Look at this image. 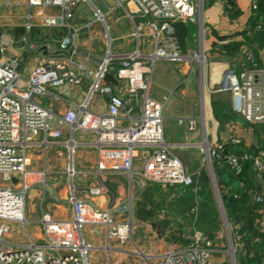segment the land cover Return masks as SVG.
Returning a JSON list of instances; mask_svg holds the SVG:
<instances>
[{
    "label": "built area",
    "instance_id": "1",
    "mask_svg": "<svg viewBox=\"0 0 264 264\" xmlns=\"http://www.w3.org/2000/svg\"><path fill=\"white\" fill-rule=\"evenodd\" d=\"M95 1L3 0V7H23L24 12L21 16H0V264H89L92 247L80 237L84 225L102 226L106 241L119 245L129 236L127 224L114 222L109 210L102 211L92 202L77 197L72 159L79 143L93 147L95 171L100 175L123 174L129 180L134 161H139L138 175L143 181L168 186L191 185L173 146L163 139L162 103L150 99L146 91L154 61L182 63L191 59L180 52L174 24H193L200 14L201 0L195 4L192 0H108V5L107 0H98L105 8L104 14L94 6ZM79 4L89 6L94 24L103 27L100 34L89 25H70ZM251 8H256L254 1ZM120 16L131 25L128 38L133 42V49L114 54L110 51L105 18L115 24ZM197 24L202 33L200 22ZM15 28L23 32L15 35ZM34 28L50 30L46 33L48 37L32 35ZM52 29L68 31L53 41L57 46L54 49L49 48ZM81 31L85 33L84 48ZM36 38L41 41L37 42ZM95 40L101 44L100 58H96L91 46ZM144 46L151 47L149 53H141ZM87 63L92 66L86 67ZM107 74L120 85L122 94L114 92V87L105 80ZM78 88L84 91L77 101L63 97L65 91ZM216 91L229 93L231 111L247 127L264 125V67L245 66L241 62L237 74L226 68ZM194 125L189 120L188 131ZM63 130L68 132V137L61 142ZM88 136L92 141L78 140ZM225 142L237 146L240 139L229 135ZM224 144L220 142L213 147L205 144L207 159L215 164L224 162L234 177L240 174L244 162L251 161L255 190L250 192V200L258 208L254 226L264 233V152L255 157L222 154ZM52 145L62 147L67 153L64 174L69 181L66 201L70 216L52 220L47 213H40L43 245H35L30 239L27 244L15 245L7 237L13 224L20 225L26 235L25 194L43 175L31 168L27 151L37 147L44 151ZM100 179L84 188L87 196L105 193ZM235 185L240 186V180ZM221 225L228 241L229 264H233L230 255L233 256V248L236 250L239 245L233 229L239 227H232L227 220L226 225L221 220ZM188 240L185 247L144 256L146 264L147 258L155 264H215L211 259L214 240H207L198 231H193ZM259 264H264V259Z\"/></svg>",
    "mask_w": 264,
    "mask_h": 264
},
{
    "label": "crops",
    "instance_id": "2",
    "mask_svg": "<svg viewBox=\"0 0 264 264\" xmlns=\"http://www.w3.org/2000/svg\"><path fill=\"white\" fill-rule=\"evenodd\" d=\"M226 1L201 0V13L196 19L201 24L202 33L199 31L198 24L194 22L192 25H195L197 28V33L193 38V34L186 25L188 35L184 40L183 49L180 47L181 54L191 57V59L185 60L182 63L156 60L152 64V69L148 76L146 94L150 99L162 103V136L166 143L173 146V152H184L194 148H199L202 151L204 144L213 147L215 144L224 142L229 145L228 142H225L229 135L239 137L243 150L253 151L260 146V141L263 139L259 134L264 129H260L257 132L256 130L260 127H247L231 111L229 93L223 92L226 94V96H223L224 94L216 91L220 75L226 68H231L237 72L239 71V64L241 62L245 66L256 64L264 67L263 49H255L256 52L253 53V50L249 46H241L237 52L229 56L223 50L212 49V43L219 47L225 43L239 41L240 37L237 34L247 28V24L250 21H253L256 8L254 10L251 8L252 1L258 7L257 0H231L234 8L238 10V15L230 19L224 12ZM78 27H81V25ZM108 27V34L111 39L110 51L112 53L124 54L133 49V42L128 38L131 25L124 17L120 16V20L115 24L108 19ZM60 30H64L65 34L61 36L58 31L55 35L56 38L50 37L49 40H52V42L49 43V48H56V43L53 41H57L67 35V30ZM53 31L57 30L52 29L51 32ZM198 33L203 35L201 43L199 42L200 37ZM80 34L81 46L84 48L85 33L81 31ZM215 36L227 38L223 41H217ZM91 46L95 50L96 58H100L103 55L101 51H98L101 47L100 42L96 44V47L94 42ZM150 50L151 47L144 46L141 53L147 54ZM43 54L44 52H42ZM199 54L203 56L202 61L198 60ZM253 55L256 57V60ZM248 56L249 59L246 60ZM91 66L92 64H86L88 68ZM111 85L114 87L115 93H121L118 89L120 88L119 84ZM82 91H84L83 88L65 91L63 97L65 96L69 100L77 101ZM100 100L102 99H96L95 102H99ZM201 116L203 118V127L200 126ZM189 120L195 122L194 128L191 131L187 129V122ZM195 131H198V134ZM67 133V131L63 130L65 139L68 137ZM63 136L61 142L64 140ZM80 138L78 137V140L81 142L92 141L91 138L87 139L86 137L85 140ZM63 150L62 147L54 145L46 148L44 151L41 150V147L29 149L27 154L31 161V168L36 169L33 165L34 159H32L34 152L40 151L41 156L44 158L46 157V153L56 151V156H58L57 153ZM224 151H226L225 148ZM74 156V161L72 160V162L75 167L74 176L76 177L73 185L77 189V197L92 202L102 211L108 212L109 210L113 221H118V218L122 220L121 214L123 216V212L129 216L130 199H132L129 197L131 190L135 189L137 193L141 194L140 191L144 190L148 185L150 186V190L159 188L165 191L172 188H180V186L161 185L153 182L143 183L138 175L141 170L140 164H137L138 161H134L133 163L129 180L128 176L123 174L100 175L95 171V153L90 144L79 143ZM215 165L219 174L227 173L228 170L224 162ZM56 173L63 174L62 171ZM98 177H101L100 180L105 188V193L94 197L87 196L84 188L95 185ZM252 182L254 183L253 179ZM60 185V182H57L56 179L49 178L45 185L42 184L40 186V189L37 188V184H32L28 188L25 194V204L26 201L30 203L31 201L38 200L39 203L36 206L38 207V215L37 217L35 216L37 213L32 206L27 208L26 213L25 205V222L23 227L26 235L23 234L25 237L23 236L21 239L18 237L21 233L15 235L19 231L21 232V226L13 224L12 232L7 237V241L15 245H23L27 244L29 242L28 239H30L35 245H43L44 241L39 223L40 213H47L52 220H65L69 218L70 209L66 201L68 185L67 187H61ZM39 191H41V194L40 198L37 199ZM133 199H135L134 195ZM165 199L169 200L171 196L168 195ZM80 237L92 247L88 259L89 264H107L109 262L117 264L116 261L113 262L112 260L114 256H132V252L120 250L118 246L121 245L116 242L112 246L108 245V241H106L104 235V228L100 225H84L80 232ZM146 256L153 255L146 253ZM114 259L119 262L121 258Z\"/></svg>",
    "mask_w": 264,
    "mask_h": 264
},
{
    "label": "rangeland",
    "instance_id": "3",
    "mask_svg": "<svg viewBox=\"0 0 264 264\" xmlns=\"http://www.w3.org/2000/svg\"><path fill=\"white\" fill-rule=\"evenodd\" d=\"M196 0H192V2L195 4ZM3 0H0V16H7L9 14H15L18 16L23 15L24 9L23 7H10L5 8L3 7ZM94 6L100 10L103 14L105 13V8L101 5V3L97 0L94 3ZM107 5H108V0H107ZM200 9L201 13V3L198 7ZM197 15L195 17V23H197ZM70 24L73 27H77L79 25H82L83 27L90 26V29L93 28L96 33L98 32L99 34L101 31H103V27L99 23L93 22V17H92V12L89 8V6L85 4H79L77 8L74 10V16L73 20H71ZM105 24L108 26V18H105ZM189 31L193 34V38L195 37L197 33V28L195 25H192L190 23H187ZM199 42L201 43L203 40V35L199 34ZM94 45L96 47V44L99 42L97 40L93 41ZM199 43V44H200ZM183 49V47L181 46ZM235 74L237 72L235 71ZM223 96H226L225 93ZM202 118V116H201ZM240 122L243 123V121L237 117ZM200 126L203 127V118L200 122ZM233 130V129H232ZM195 133L198 134V131H195ZM261 138L264 139V130H262L259 134ZM65 139V136H63ZM92 139L91 136H88L87 139ZM229 144V143H228ZM76 152V151H75ZM61 157L56 156V151H51L48 154L46 153V157L41 156V152L37 151L33 153L32 159L33 160V165L36 167L37 171L42 172V177L40 178L39 176L36 177L35 179H41L40 181L36 182L35 185L37 184V188L40 189V186L45 185L48 182L49 178L56 179L57 182H60L61 187H67L69 185V182L66 180V176L64 174V169L67 164V153L65 150L60 151ZM177 158L180 160L184 172L189 176L190 180L193 176L199 175L201 172H205L207 181H208V187L210 189L212 199L215 203L216 210L218 212L219 218V209L216 204V198L215 196L218 195L217 191V186H216V181L218 177L223 178L224 181H227V174L226 173H221L219 174L217 170V166L213 161L211 160L209 163V168L210 171L212 172L215 186L213 187L209 181V170L206 167V158L204 156V150L202 151L199 148H194L191 150H186L184 152H175ZM32 154V153H31ZM75 155V154H74ZM73 155V161H74V156ZM137 164H140L138 161ZM74 165V164H73ZM215 169V170H214ZM75 170V167H74ZM216 174H214V171ZM63 174H57L56 172H61ZM48 172V173H47ZM50 172V173H49ZM218 177H217V176ZM220 175V176H219ZM75 177L73 179V183H75ZM143 181V179H142ZM141 181V182H142ZM146 181H143V183ZM192 182V181H191ZM41 183V184H40ZM192 184V183H191ZM59 187V188H61ZM149 185L146 186V188L141 192V194L137 193L136 190H131L129 197L132 198L130 199V207H129V216L127 213L123 212V216L121 214L122 220L118 218V221L114 222H119L121 224H127L129 228V236L126 237V240L124 241L123 245L118 246L120 250L122 251H130L132 253L136 254H131L132 256H124V255H117L114 256V258H121L119 262L115 260L114 258L112 259L113 262L116 261L117 264H146V253H150L151 255L155 256L164 250H169V249H177L181 248L183 244L181 242H178L177 239H172L171 236H174L175 238L177 235H175V228L176 225L173 223L175 221L176 223L180 222L181 219H179V216H176V211L177 209L183 206L184 200H187L188 197H185V194L181 195L180 188H170L171 190H160L159 188H155L153 190L149 189ZM37 194V199L40 198L41 191L38 192ZM216 193V195H215ZM133 195L135 196V199H133ZM144 195V196H143ZM171 196V199L166 200V196ZM143 196V198H142ZM146 198V200H145ZM193 198V197H192ZM160 199H165V200H160ZM144 205V209L147 211H152L151 216L147 217V219H142L138 217L140 213L142 214V209L140 208V201ZM147 201V202H146ZM37 203H39L38 200L31 201L30 203L26 201V213H27V208H35V212H38V207ZM141 203V204H142ZM181 205V206H179ZM197 201L192 200L189 201L186 206H188V210L192 209L191 212H195L197 209ZM179 206V207H178ZM25 209V208H24ZM175 214H172L174 213ZM38 213L35 215L37 217ZM143 215V214H142ZM197 216V214L195 215ZM167 219L170 220V223L168 225L163 226L162 220ZM195 227V226H193ZM202 231H205L201 229ZM186 236H182L184 240H188L190 237V231L186 230ZM21 233V235H19ZM15 235H19L18 237L23 238V233L18 232ZM17 237V238H18ZM25 237V236H24ZM16 238V239H17ZM24 240V239H23ZM214 243H212L211 246V259L215 264H229V254L227 253L228 249V241L225 238V232L222 228L221 225V218H220V226L218 230L215 232V238H214ZM114 242H108V245L112 246ZM236 246V245H235ZM233 252V256L235 259L236 256V250L235 248ZM50 253V252H49ZM120 253V252H119ZM123 253V252H121ZM139 253V254H138ZM148 264H155L153 259L147 258Z\"/></svg>",
    "mask_w": 264,
    "mask_h": 264
},
{
    "label": "trees",
    "instance_id": "4",
    "mask_svg": "<svg viewBox=\"0 0 264 264\" xmlns=\"http://www.w3.org/2000/svg\"><path fill=\"white\" fill-rule=\"evenodd\" d=\"M257 2L258 7L256 6L253 21H250V23L247 24V28L237 34L240 37L239 41L225 43L219 47L212 43V49H216L218 51L223 50L228 56L237 52L238 48L241 46H249L250 49L253 50V53L256 52L255 49H263L264 51V0H257ZM224 12L230 19L238 15V10L234 8L231 0L226 1ZM186 25L187 24L181 23L174 24L175 36L180 47H184V40L188 35ZM58 31L61 36L65 34L64 30L61 31L59 29L55 32L53 31L49 37L56 38L55 35ZM13 32L15 35H19L23 32V30L15 28L13 29ZM31 32L32 35L36 37H48V34H46L48 32L46 30L41 31L38 28H34ZM226 38L227 37L215 36L217 41H223ZM36 41L39 42L41 40L36 38ZM254 58L256 60L255 56ZM259 145L260 146L253 151L243 150V148H241V144L237 146L225 144L223 147L226 152L230 154H247L251 157H255L259 153L264 152V139L260 141ZM219 163L221 164L222 162ZM214 174H216L215 171ZM226 174L227 181H224L216 175L218 177L216 186L218 188L219 199L227 222L232 227L238 226L243 228L241 232H238V229H233L239 244L236 248V256L234 259L235 264H259L264 259V233L258 232L254 226V223L258 218V208L250 200V192L255 190V184L252 182L251 161H247L242 164L241 172L237 177H234L230 171H227ZM239 180L241 185L236 186L235 183ZM191 181L192 184L190 186H180L181 195L185 194V197L189 196V199L187 198V200H184L183 206L178 208V211H176V216H179V219H181L180 222L176 223L173 221L176 225L175 235H177V237H171L172 239H177L178 242H181L183 244L182 247H185L189 243V240H184L182 237L186 236L185 229L190 231V234H192L193 231H198L207 240L212 241L215 238V232L220 226V218L207 184L208 181L205 172H201L199 175L193 176ZM192 200H195L198 203L197 209L194 213L191 212L192 209L188 210V206H186V204ZM142 202L144 201H140L139 209H142L143 215L140 213L138 217L147 219V217L151 216L152 211L145 210V203L143 204ZM172 214H175V212ZM196 214L197 216H195ZM162 222V225L166 226L170 223V220L164 219ZM201 229L205 231H202Z\"/></svg>",
    "mask_w": 264,
    "mask_h": 264
},
{
    "label": "water",
    "instance_id": "5",
    "mask_svg": "<svg viewBox=\"0 0 264 264\" xmlns=\"http://www.w3.org/2000/svg\"><path fill=\"white\" fill-rule=\"evenodd\" d=\"M105 80L108 81V82H110V83L113 84V85H116V82L113 80L112 76L109 75V74H107V75L105 76ZM260 129H264V125H262L260 128H258L256 131L258 132ZM202 149L204 150V156H205V158H206V161H205V163H206V167H207L208 170H209V181H210L211 185L214 187V186H215V182H214V178H213L212 172L210 171V168H209V163H208V159H207V156H206V153H205V148L202 146ZM225 153H226V151H223V152H222V154H225ZM222 179H223V178H222ZM12 182L14 183L15 180H12ZM217 194H218V193H217ZM215 195H216V193H215ZM215 198H216V204H217L218 209H219V211H220V212H219V214H220V218H221L223 224L226 225V220H225V216H224V213H223V211H222L221 204H220L219 195H216ZM242 229H243L242 227H239L238 232H241ZM230 259L232 260V263L234 264V260H233V256H232V255H230Z\"/></svg>",
    "mask_w": 264,
    "mask_h": 264
},
{
    "label": "bare ground",
    "instance_id": "6",
    "mask_svg": "<svg viewBox=\"0 0 264 264\" xmlns=\"http://www.w3.org/2000/svg\"><path fill=\"white\" fill-rule=\"evenodd\" d=\"M198 60L199 61H202L203 59H202V57H198ZM204 148H206V145L204 144ZM139 254V253H138Z\"/></svg>",
    "mask_w": 264,
    "mask_h": 264
}]
</instances>
